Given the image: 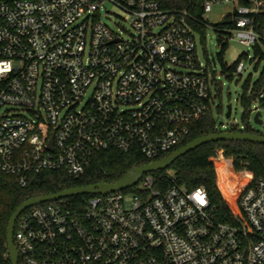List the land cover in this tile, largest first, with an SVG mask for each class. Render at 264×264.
Listing matches in <instances>:
<instances>
[{
  "label": "built area",
  "instance_id": "obj_1",
  "mask_svg": "<svg viewBox=\"0 0 264 264\" xmlns=\"http://www.w3.org/2000/svg\"><path fill=\"white\" fill-rule=\"evenodd\" d=\"M107 1L127 12L130 36L102 19ZM219 1L234 5L226 30L264 52V0H202L205 25ZM188 17L161 0H0V170L24 186L47 169L80 176L108 148L150 159L175 149L218 96ZM216 175L224 197L239 198L235 221L204 185L173 176L159 188L148 172L84 208L66 197L26 208L18 264H264V176L248 187L223 163Z\"/></svg>",
  "mask_w": 264,
  "mask_h": 264
},
{
  "label": "trees",
  "instance_id": "obj_2",
  "mask_svg": "<svg viewBox=\"0 0 264 264\" xmlns=\"http://www.w3.org/2000/svg\"><path fill=\"white\" fill-rule=\"evenodd\" d=\"M167 9L177 12L187 11L189 23L201 34V41H206L207 25L201 22L203 19L202 0H161ZM225 25H230L229 20H224L214 24L217 31H225ZM223 45L219 58L222 62L223 55L227 49V42L221 40ZM257 55H264L261 47H256ZM240 60L235 64V67ZM264 70L260 79L255 82L251 92L244 94L242 102L247 113L251 112V105L257 99L263 87ZM217 80V79H216ZM217 83V81H216ZM250 81H247L245 88L249 89ZM262 102L264 100H261ZM248 124V123H247ZM250 131L256 132L248 127ZM191 132L187 135L175 149L168 151L158 158L150 159L145 157L138 149L131 151H121L114 148L99 151L95 154L89 168L80 176H71L64 170H42L30 175L26 185L18 184L14 177L0 170V187L2 196L0 199V264H12L8 255V226L15 210L27 199L52 194L73 187L92 185L97 182H113L121 179L127 172L133 170L143 163L159 160V158L170 155L176 149L181 148L194 138L208 135L213 132L222 131L217 128L216 121L211 108L208 115L195 120L191 125ZM223 148L225 155L220 158L217 151ZM225 164L239 180L246 181L248 187L255 183V179L264 176V143L241 140H216L198 146V148L187 152L177 158L170 167L154 171L157 187H168L171 177L175 176L176 181L185 184L189 188L204 185L207 188L212 203L217 207V212L226 221H235L234 211L240 210L239 198L232 202L221 193L218 187L216 167ZM133 187L130 190H136ZM93 194H82L66 197L72 202L83 201V208L86 201Z\"/></svg>",
  "mask_w": 264,
  "mask_h": 264
},
{
  "label": "rangeland",
  "instance_id": "obj_3",
  "mask_svg": "<svg viewBox=\"0 0 264 264\" xmlns=\"http://www.w3.org/2000/svg\"><path fill=\"white\" fill-rule=\"evenodd\" d=\"M234 5L228 1L215 2L212 5L211 11L206 15L208 21L206 30V41H199L200 59L209 65V70L213 71L217 83L213 86V95L217 94L214 103L211 106V113L216 121L217 128L227 130L236 126V128L244 129L248 123V127L259 134H264V96L257 95V99L251 105V112L247 113L242 102L244 94H249L255 84L260 79L264 70V55H257L256 48L241 43L234 32L230 30L217 31L214 27L215 23L224 20L229 12H232ZM107 9L110 13L106 16ZM102 19L106 21L114 30L123 32V35L130 36L132 26L129 22L127 12L121 9L113 2H105V6L101 10ZM201 37V34H198ZM227 42V49L223 55L222 62L219 58V53L222 51L221 40ZM264 49V48H263ZM244 61L245 67L242 73L236 71L235 64L238 61ZM247 81H250L249 89L245 88ZM264 87V79H263ZM231 103L232 114L227 116V105ZM261 111L262 122L255 121V114ZM221 149V148H220ZM217 151L220 158L223 156ZM221 164L219 163L218 166ZM216 167V168H217ZM133 192H127L128 204L132 203Z\"/></svg>",
  "mask_w": 264,
  "mask_h": 264
},
{
  "label": "water",
  "instance_id": "obj_4",
  "mask_svg": "<svg viewBox=\"0 0 264 264\" xmlns=\"http://www.w3.org/2000/svg\"><path fill=\"white\" fill-rule=\"evenodd\" d=\"M232 105L229 103L227 105V116H231L232 114ZM261 111H258L255 114V121L258 123L262 122V118L260 117ZM216 140H247L258 143H264V134H259L257 132L250 131L247 128L244 131H236V130H222L218 132H213L208 135H203L194 138L189 143L185 144L181 148L176 149V151L172 152L170 155L159 158V160L143 163L139 167L134 168L124 175L121 179L113 182H97L92 185H84L69 188L66 190H62L59 192H55L52 194H44L35 196L27 199L23 202L13 213L9 226H8V236H7V244H8V255L10 257L12 264H18L19 253L17 246L14 242V228L16 224V220L18 216L28 207L49 200H55L59 198L75 196L79 194H100V193H109L111 191L124 190L127 187L134 186L138 184V182L143 178L145 173L158 171L160 169H165L171 166V164L177 160L180 156L186 154L193 149L198 148V146L208 143L210 141Z\"/></svg>",
  "mask_w": 264,
  "mask_h": 264
},
{
  "label": "bare ground",
  "instance_id": "obj_5",
  "mask_svg": "<svg viewBox=\"0 0 264 264\" xmlns=\"http://www.w3.org/2000/svg\"><path fill=\"white\" fill-rule=\"evenodd\" d=\"M239 179V178H238Z\"/></svg>",
  "mask_w": 264,
  "mask_h": 264
}]
</instances>
